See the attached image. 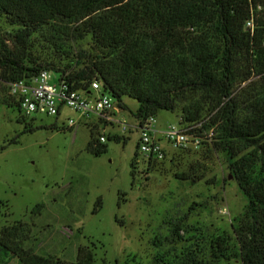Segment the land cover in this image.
Masks as SVG:
<instances>
[{
	"label": "trees",
	"instance_id": "trees-1",
	"mask_svg": "<svg viewBox=\"0 0 264 264\" xmlns=\"http://www.w3.org/2000/svg\"><path fill=\"white\" fill-rule=\"evenodd\" d=\"M0 17L10 27L0 34V103L18 108L9 83L43 69L87 94L96 80L118 107L136 100L137 123L178 113L225 156L245 198L230 234L200 233L153 264H264V0H0ZM86 148L98 155L105 144L92 135ZM180 230L172 240H185ZM29 233L22 220L2 226L0 248L21 264L94 261L81 245L74 262L38 254L24 246Z\"/></svg>",
	"mask_w": 264,
	"mask_h": 264
},
{
	"label": "rangeland",
	"instance_id": "rangeland-1",
	"mask_svg": "<svg viewBox=\"0 0 264 264\" xmlns=\"http://www.w3.org/2000/svg\"><path fill=\"white\" fill-rule=\"evenodd\" d=\"M8 31L0 17V34ZM49 72L55 82L57 72ZM122 101L126 108L116 104L120 111L112 117L126 121L124 132L115 121L100 124L67 107L56 116H27L0 103V228L25 221V247L74 262L81 245L93 254L92 264H153L155 257L169 260L180 242L200 233L230 234L245 198L228 178L225 156L205 144L174 150L163 141L166 156L147 166L136 149L138 123L131 111L137 102L127 96ZM68 118L77 124L68 127ZM179 118L163 110L153 126L158 130ZM102 132L105 150L94 155L87 142ZM174 225L185 240H172ZM0 264L21 263L0 248ZM226 264L241 263L233 258Z\"/></svg>",
	"mask_w": 264,
	"mask_h": 264
},
{
	"label": "built area",
	"instance_id": "built-area-1",
	"mask_svg": "<svg viewBox=\"0 0 264 264\" xmlns=\"http://www.w3.org/2000/svg\"><path fill=\"white\" fill-rule=\"evenodd\" d=\"M50 79V72L43 69L30 78L9 83L8 93L16 101L22 114L56 116L62 107H67L83 119L94 116L100 124L115 121L119 126L122 125L123 132L128 126L124 119L120 121L112 117L119 113L120 108L113 102V97L101 92L98 81H91L89 86L91 93L87 94L71 88L63 79L57 78L55 82ZM67 122L68 127H73L78 119L68 118ZM154 122L155 117H149L137 126V152L146 160H161L165 157L163 141L174 150L199 145L200 138L187 132L189 128L187 123H169L157 130L153 126ZM98 139L104 143L103 132L98 135Z\"/></svg>",
	"mask_w": 264,
	"mask_h": 264
},
{
	"label": "water",
	"instance_id": "water-1",
	"mask_svg": "<svg viewBox=\"0 0 264 264\" xmlns=\"http://www.w3.org/2000/svg\"><path fill=\"white\" fill-rule=\"evenodd\" d=\"M230 177H231V175L229 174V175H228V178H230Z\"/></svg>",
	"mask_w": 264,
	"mask_h": 264
},
{
	"label": "crops",
	"instance_id": "crops-1",
	"mask_svg": "<svg viewBox=\"0 0 264 264\" xmlns=\"http://www.w3.org/2000/svg\"><path fill=\"white\" fill-rule=\"evenodd\" d=\"M59 113H60V111H59ZM117 114V113H116ZM161 128V127H160ZM164 145V144H163ZM165 146V145H164Z\"/></svg>",
	"mask_w": 264,
	"mask_h": 264
}]
</instances>
